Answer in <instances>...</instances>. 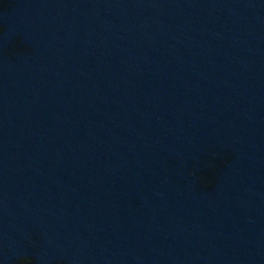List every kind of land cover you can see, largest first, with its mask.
I'll return each mask as SVG.
<instances>
[{"label": "water", "instance_id": "water-1", "mask_svg": "<svg viewBox=\"0 0 264 264\" xmlns=\"http://www.w3.org/2000/svg\"><path fill=\"white\" fill-rule=\"evenodd\" d=\"M0 26V264H264V0H0Z\"/></svg>", "mask_w": 264, "mask_h": 264}, {"label": "flooded vegetation", "instance_id": "flooded-vegetation-1", "mask_svg": "<svg viewBox=\"0 0 264 264\" xmlns=\"http://www.w3.org/2000/svg\"><path fill=\"white\" fill-rule=\"evenodd\" d=\"M16 262H17V264H32L31 260L28 259V256H22Z\"/></svg>", "mask_w": 264, "mask_h": 264}, {"label": "clouds", "instance_id": "clouds-1", "mask_svg": "<svg viewBox=\"0 0 264 264\" xmlns=\"http://www.w3.org/2000/svg\"><path fill=\"white\" fill-rule=\"evenodd\" d=\"M4 31H5L4 27L0 26V34H2ZM211 183H212V180L209 179V181H208L209 186H211Z\"/></svg>", "mask_w": 264, "mask_h": 264}, {"label": "trees", "instance_id": "trees-1", "mask_svg": "<svg viewBox=\"0 0 264 264\" xmlns=\"http://www.w3.org/2000/svg\"><path fill=\"white\" fill-rule=\"evenodd\" d=\"M13 50H14V49H13ZM8 52H9V50H7V52H5V53L3 54L4 58H6V57L9 55Z\"/></svg>", "mask_w": 264, "mask_h": 264}]
</instances>
